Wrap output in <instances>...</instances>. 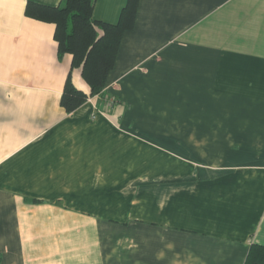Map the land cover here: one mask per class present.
Wrapping results in <instances>:
<instances>
[{"label":"crops","instance_id":"crops-1","mask_svg":"<svg viewBox=\"0 0 264 264\" xmlns=\"http://www.w3.org/2000/svg\"><path fill=\"white\" fill-rule=\"evenodd\" d=\"M62 1L0 0V264H244L264 246V0H139L72 112L71 55L25 15Z\"/></svg>","mask_w":264,"mask_h":264},{"label":"trees","instance_id":"trees-1","mask_svg":"<svg viewBox=\"0 0 264 264\" xmlns=\"http://www.w3.org/2000/svg\"><path fill=\"white\" fill-rule=\"evenodd\" d=\"M95 0H63L56 7L28 2L27 17L53 23L57 56L71 55L70 71L60 98L61 106L72 112L87 98L100 94L114 66L121 38L132 29L139 0H127L115 24L94 20L92 17ZM79 69L81 78L89 91L78 90L72 82V71ZM244 264H264V246H250Z\"/></svg>","mask_w":264,"mask_h":264},{"label":"built area","instance_id":"built-area-1","mask_svg":"<svg viewBox=\"0 0 264 264\" xmlns=\"http://www.w3.org/2000/svg\"><path fill=\"white\" fill-rule=\"evenodd\" d=\"M112 102H113L112 100L108 101L107 106L111 105Z\"/></svg>","mask_w":264,"mask_h":264}]
</instances>
